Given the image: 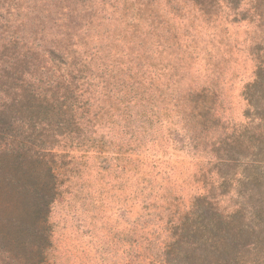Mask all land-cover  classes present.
<instances>
[{
	"label": "rangeland",
	"instance_id": "374dc122",
	"mask_svg": "<svg viewBox=\"0 0 264 264\" xmlns=\"http://www.w3.org/2000/svg\"><path fill=\"white\" fill-rule=\"evenodd\" d=\"M136 1L143 0L130 4ZM219 1L202 16L183 0H159L139 25L154 30L148 46L133 49L143 50L137 61L144 85H122L89 111L69 100L77 115L52 119L39 116L34 102L22 104L19 81L8 78L19 73L9 69L18 49L8 40L21 43L24 35L0 0V203L12 204L0 209V248L12 254L0 264H186L181 227L193 200L223 179L242 178L250 161L262 177L264 211V140L248 149L219 145L247 133L242 92L254 80V54L264 55V0H242L230 12ZM191 89L208 91L212 117L191 116L194 101L181 103ZM42 184L56 191L41 256L32 248L39 237L24 228L32 221V190ZM218 199L232 209L226 196ZM249 243L217 256L264 264V225ZM191 255L199 264L206 252Z\"/></svg>",
	"mask_w": 264,
	"mask_h": 264
},
{
	"label": "trees",
	"instance_id": "16d2710c",
	"mask_svg": "<svg viewBox=\"0 0 264 264\" xmlns=\"http://www.w3.org/2000/svg\"><path fill=\"white\" fill-rule=\"evenodd\" d=\"M115 1L117 0H7L8 21L20 25L24 35L21 43L11 38L8 40V48L18 49L10 59L9 69L17 66L19 73L16 75L13 72L10 77L7 74L12 83L19 81L18 96L22 104L34 102L40 110L38 115L42 118L53 119L69 115L73 118L77 114L74 107L69 105V100L80 99L83 109L89 111L94 104L97 106L99 96L105 98L106 93L115 94L122 85L124 89L144 85L139 80L142 66L137 61L141 60L143 50L138 49L133 53V49L138 45L148 46L143 42L154 30H149L147 34L139 25L146 16L154 13L152 9H156L154 7L159 0L136 1L134 5L130 4L131 0H124L121 7ZM212 1L183 0L187 7L202 16L205 15L206 7L212 8ZM241 1L220 0L217 5L230 12L234 10L232 6ZM255 4L259 3L256 1ZM253 10H257L256 5ZM128 17L134 19L127 22ZM254 55V80L242 92L246 104L244 117L248 121L245 127L247 133L232 137L230 144L225 142V146L219 143L226 150H230L231 146L248 149L249 142L255 148V144L264 140V55ZM2 81L0 77V82ZM180 81L181 79L172 82L176 85ZM12 86L13 84L11 88ZM117 95L122 96L123 93ZM192 101L194 107L191 116H213L206 89L189 90L181 103L187 102L189 106ZM42 110L44 111L41 112ZM0 116H5L4 111L0 112ZM6 119L9 120L8 117ZM75 123L72 121V124ZM59 127L60 124H57L56 128ZM242 137L244 143L240 139ZM244 165L250 167L242 171V178L233 180L232 184L223 179L218 186L211 185L206 194L193 200L191 211L184 216L181 227L184 256H190L186 264H192L189 261H194L191 254L196 249L206 252V256H199L196 263L231 264L235 261V264L236 256L217 255L223 254L225 249L248 247L252 244L249 243L250 239L262 229V177L258 174L257 167H251L258 166L257 161ZM221 189L223 193L219 192ZM55 191V186L43 184L32 190L36 201L29 211L32 221L24 230L39 237V243L32 248L41 256L48 243L47 218ZM231 192L235 193L234 197L230 196ZM221 196H226L227 202L233 204L231 210H225L220 205L218 197ZM11 208V203H0V209ZM193 220L196 225H192ZM10 252L6 248H0V260L11 259Z\"/></svg>",
	"mask_w": 264,
	"mask_h": 264
}]
</instances>
